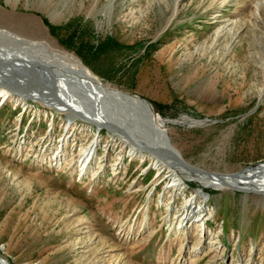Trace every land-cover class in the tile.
Listing matches in <instances>:
<instances>
[{"label": "rangeland", "instance_id": "obj_1", "mask_svg": "<svg viewBox=\"0 0 264 264\" xmlns=\"http://www.w3.org/2000/svg\"><path fill=\"white\" fill-rule=\"evenodd\" d=\"M175 1L0 0V29L73 53L176 119L167 133L187 163L220 174L264 164V0H182L177 11ZM7 96L0 255L10 264H264V199L214 187L203 195L192 180L171 186L168 170L107 130ZM192 199L195 222L176 229Z\"/></svg>", "mask_w": 264, "mask_h": 264}, {"label": "bare ground", "instance_id": "obj_2", "mask_svg": "<svg viewBox=\"0 0 264 264\" xmlns=\"http://www.w3.org/2000/svg\"><path fill=\"white\" fill-rule=\"evenodd\" d=\"M181 1L182 0L175 1V11H177ZM225 1L226 0H221V2ZM259 7L260 5L255 9L258 13H260ZM4 74L14 76L17 80L23 81L24 85H30L36 91L39 90L43 92L46 96L41 97L39 94H32L30 91L23 88L21 89L15 84L0 81V93L3 97H8L7 95L9 92H12L19 97L23 96L31 98V100L33 98L35 100L47 102L62 110H65L64 108L74 107L81 111L84 104L83 96L98 100V98H101L102 95H106V93H113L118 97L122 96V93L126 94L103 82L101 78L97 77L91 69L81 62L73 53L57 49L45 40H32L8 29H0V78H3L2 76H4ZM33 79L39 80V82H43V84L37 81L35 82ZM53 90L55 91L53 92ZM65 112L67 114L70 113L69 110H65ZM69 117L72 116L69 115ZM192 119V117L186 115L182 116V122L187 124L195 123ZM171 121L175 123L177 120L174 119ZM165 122L167 124V121ZM166 124L165 127L167 129ZM124 141L128 143L126 140ZM138 141V146L130 142L128 143V145L131 146V154L151 159L152 165L155 166L158 171L163 169L168 170L170 175L167 177L171 180V186L176 187L178 184L183 183L184 180H192L200 184L198 190L203 195H206L204 192H206L209 187H214L216 189H231L235 191H237L238 188H244L248 190L247 192L245 191L247 194L253 192L254 196L257 198L264 199V164L238 171L235 174L210 173L208 170L205 171L200 167L198 168L202 171L196 170L195 167H190L192 164L186 162L182 153L173 145L171 139V146L163 142L143 143L144 140L141 138H138ZM94 147L95 146L91 145V147L86 149L80 160L79 167L81 174L90 168ZM59 153L60 151L50 155V159L53 163H57L58 160H61V155ZM193 203L194 201L192 199V201H189L184 207L177 220L178 224L176 229L187 230L192 220L195 222L197 213H195V206H193ZM199 227L201 228V234L206 232L202 225ZM0 262L10 264L1 255Z\"/></svg>", "mask_w": 264, "mask_h": 264}, {"label": "water", "instance_id": "obj_3", "mask_svg": "<svg viewBox=\"0 0 264 264\" xmlns=\"http://www.w3.org/2000/svg\"><path fill=\"white\" fill-rule=\"evenodd\" d=\"M49 19L52 22H55L52 18ZM165 28L163 30H165ZM163 30L161 32H163ZM161 32L159 34H161ZM2 77L3 78H0L1 82L15 84L21 89L23 88L25 90H28L30 91V93L35 95L39 94L41 97L46 96L43 94V92L39 90L36 91L30 85H24L23 81L17 80L14 76L4 74V76ZM33 80L35 82L37 81L38 83L43 84V82H39V80ZM54 91L55 90H53V92ZM121 95L122 96H119V98L113 93H106V95H102L101 98H98V100L95 98H87L83 96L84 104L83 108H81V111L75 109L74 107L64 108L65 110H69L70 112L69 114L64 113L66 120L68 121V119L71 118V121H86L92 125H95L98 129H105L110 134H115L120 139H124L128 143L130 142L137 146L139 143L138 138L144 140L143 143L163 142L171 146L170 139L167 136L165 121H172L167 118H163L156 111L155 107H153V104L148 99L142 98L138 94L131 92H126V94L122 93ZM46 104L47 106H49L48 103ZM69 115L72 117H69ZM192 120H194L193 122H195L193 123V125H203L209 120V118H193ZM190 167H195L196 170H200L198 167L193 165H191ZM209 172L216 173L212 171ZM237 190L242 191L244 193L245 191H248L244 188H238ZM0 264L4 263L0 262Z\"/></svg>", "mask_w": 264, "mask_h": 264}, {"label": "trees", "instance_id": "obj_4", "mask_svg": "<svg viewBox=\"0 0 264 264\" xmlns=\"http://www.w3.org/2000/svg\"><path fill=\"white\" fill-rule=\"evenodd\" d=\"M51 28H52V29H56L57 27L55 28L54 26H51Z\"/></svg>", "mask_w": 264, "mask_h": 264}]
</instances>
